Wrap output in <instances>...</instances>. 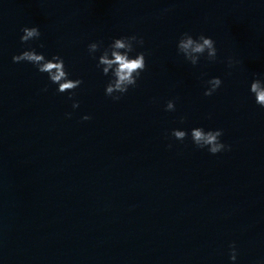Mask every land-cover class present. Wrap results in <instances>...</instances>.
I'll return each instance as SVG.
<instances>
[{"label": "water", "instance_id": "1", "mask_svg": "<svg viewBox=\"0 0 264 264\" xmlns=\"http://www.w3.org/2000/svg\"><path fill=\"white\" fill-rule=\"evenodd\" d=\"M0 264H264V0H0Z\"/></svg>", "mask_w": 264, "mask_h": 264}]
</instances>
